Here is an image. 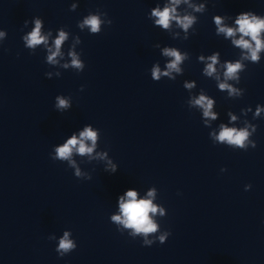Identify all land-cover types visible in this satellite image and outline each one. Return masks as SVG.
I'll return each mask as SVG.
<instances>
[{
    "label": "clouds",
    "instance_id": "1",
    "mask_svg": "<svg viewBox=\"0 0 264 264\" xmlns=\"http://www.w3.org/2000/svg\"><path fill=\"white\" fill-rule=\"evenodd\" d=\"M180 0H173V4H179ZM175 12V7L168 8L165 7L163 11L160 10H154L152 15L158 17L156 23L159 25H162L164 28L169 27V23L171 19H176L177 23L180 24L185 30L189 27V25L192 24L193 19L189 16H185L183 18L175 17L172 15V13ZM100 19L98 16L92 15L87 17L83 21V25H88L93 33L99 32L100 30ZM217 25L221 24V20L219 17L216 18ZM236 23L238 24V31L242 33V36L239 40H234L233 43H235L237 46L241 48L248 49L250 51V59L253 61H256L259 59L257 53L261 49V47H264L262 45L261 40L259 38V34L262 29H264V20H260L255 16H252L251 18L249 15H241ZM81 25V27H83ZM40 21H36V27L33 29V31L25 37L27 40V44L29 47H33L35 45L45 43L46 38L41 36L40 34ZM220 32L226 33L227 36H233L235 34V31L231 28H219ZM3 33H0V36H2ZM243 36H250L253 41H255V48L252 47V45L243 39ZM65 33L61 32L59 37L55 40V48L56 51L51 52V54L48 56V61L55 63V57L59 55V50L62 42L65 40ZM165 55L174 57V61L169 63L167 65L168 69L179 71L177 65L181 61L182 57L181 55L172 49H165ZM212 63L208 64L206 68V73L208 75H211L213 72H215L214 64L216 62L215 57L211 58ZM72 63L77 68L81 67L80 62L76 59V57L73 55ZM241 68V64L239 62L232 64L229 63L227 65V70L225 73V76L227 78H233L237 71ZM161 75L160 69L154 68L152 72V76L154 79H159ZM163 75H169V72H164ZM220 88H229L227 84L221 83ZM234 91L230 89V92ZM57 107L58 108H66L68 107V103L65 99L57 97ZM195 104L200 105L204 108V115L205 116H211L213 119H215V115L211 113L210 109L212 107V102L209 100L206 102V98L204 96H201L199 99L195 100ZM259 109L257 111V115L259 114ZM235 119V117H233ZM255 131V129H253ZM249 132L246 129H241L237 131L234 128H227L222 126V130L219 133V136L217 139L221 142L227 141L229 145H235L241 149L247 148L246 141L248 140ZM81 139H77L75 136H73L71 139H69L63 146L58 147L56 149V156L61 159H69L73 149L75 148L76 151L79 152V154L83 155L85 153H91L93 151V147L95 146L96 142V132L93 131L91 128H85L83 132L80 133ZM84 140H90L92 141L93 147H88L84 143ZM252 144V147H256L255 142H250ZM78 145V147H77ZM77 175H79V171H77ZM248 187H251L250 185ZM128 200L125 202L123 198H121L120 202V209L122 213L121 215L113 216L112 219L116 222L122 223L124 227L134 229L135 234L142 233L145 236L144 243L145 244H152L153 241L147 239L148 234L155 233L157 231V225L153 222L151 217L149 216V213L155 214L158 209L156 206H154L151 202V200H137L136 199V192L134 191H128L127 192ZM152 193H149V196H151ZM69 233L65 232L64 236L59 241V246L56 249L59 256L63 257L66 253H69L70 250H73L75 248V245L71 240L68 239ZM165 239V236L161 235L159 237V240L161 243H163Z\"/></svg>",
    "mask_w": 264,
    "mask_h": 264
}]
</instances>
